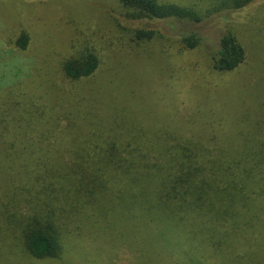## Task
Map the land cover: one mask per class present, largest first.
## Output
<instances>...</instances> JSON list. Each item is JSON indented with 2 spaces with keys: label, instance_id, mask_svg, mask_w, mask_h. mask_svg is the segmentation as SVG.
<instances>
[{
  "label": "trees",
  "instance_id": "trees-1",
  "mask_svg": "<svg viewBox=\"0 0 264 264\" xmlns=\"http://www.w3.org/2000/svg\"><path fill=\"white\" fill-rule=\"evenodd\" d=\"M257 1L246 22H235V12ZM11 3L20 12L3 36L13 49L39 55L33 46L45 23L29 16L38 6ZM73 4L58 23L63 35L77 23L79 38L33 72L44 92L0 75V264H111L104 241L91 242V234L135 243L139 264H264V0ZM144 20L168 22L181 52L204 55L209 32L216 41L205 61L213 73L234 74L249 63L244 35L255 48L238 99L225 100L219 113L210 97L194 111L193 118L217 121L213 129L171 114L178 107L169 84L149 100L166 122L140 119L141 86H152L146 61L152 71H174L181 55L160 30L126 23Z\"/></svg>",
  "mask_w": 264,
  "mask_h": 264
},
{
  "label": "rangeland",
  "instance_id": "rangeland-1",
  "mask_svg": "<svg viewBox=\"0 0 264 264\" xmlns=\"http://www.w3.org/2000/svg\"><path fill=\"white\" fill-rule=\"evenodd\" d=\"M26 1L38 6L37 9H34L33 12L29 14V16L33 18L32 23H35V25L38 23H45L42 27L41 43H37L35 44V46H33H40V48L38 49L39 55L35 53H29L28 51H17V49H13V46L8 43L7 39L10 36H3L2 33H5V30L12 27V25L16 23L17 15L20 12V6L16 7L11 3V0L0 1V75H7L8 84H12L14 81L20 82L19 80H23L25 78V80H28V89L30 93L32 92L38 94L44 92V86L41 83V79H39V77H36L35 74L33 75V72H38L40 70L46 69L45 55L48 57L50 62L53 59H60L62 52L69 50L72 47V40L78 39L81 31L76 28L77 23L74 24L75 27L71 30V32L70 30L67 31L69 35L66 36L67 40L65 41L64 36L67 33L65 35L61 33V31L63 32L65 28L62 27L61 22L60 25L58 23L59 17H62L61 15L70 13L75 9L72 7V5H76L73 4L74 0H48L49 4L44 3H47V0ZM261 2L262 1H257L249 7L243 9L242 11L235 12L232 15L235 22H246L248 16L252 15L256 11V6L260 5ZM118 8L119 7L114 6V8L110 9V11L114 13L116 10H118ZM225 20L226 18H222V21H219L218 24H213L212 26L214 27V31H219L221 29L220 22L223 23V21ZM126 23L137 27H148L160 30L165 35L167 39V41L165 40V42L170 45L171 49L174 52H178V54H181L177 55V57L175 58V72L173 70L171 71V68L169 71H166L164 69H160V67L158 68V70L156 69V71H152L149 68H156V65L151 64L149 60L146 61L145 66L147 67V69H145L144 72L147 76V86H149V84H152V86L150 87L151 90L149 88L145 90V84L144 86H141L142 88L140 90V93L145 96L146 100L141 107L144 108V110L141 109L140 111V119L143 120L147 118L151 119L152 121L161 120L160 122H166L165 117L168 115L163 114L158 108L156 109L155 107L151 106L149 100L153 95L155 97L159 95V90L164 84H169L173 85L171 86V92L173 91V94L177 97L176 99H174V104L177 105L178 109L173 110V113H171V109H169V107H166L165 111L167 113L175 114L174 112L176 111L182 122L189 124L190 127L200 126L201 128L213 129L214 126H217V121L215 122L209 115L198 119L193 118V113L194 111H197V107L200 103H206L207 101L211 100L210 97H213L214 100L219 101V108L221 106V103H224L225 100L228 101L227 104H230L231 102L237 100L238 91L243 92L246 89L247 81L241 80V82H239V80L244 76L245 70L248 68L247 64L250 63V60L252 65H254L257 60V58H252V50L255 48L252 46L249 47L250 41L248 40V38L244 35L245 43L246 46H248L249 51L247 60V62L249 63H247L241 68V70H238L234 74H217L211 71V68L209 66L210 64L205 61L207 59L205 57L207 55H210L209 53L215 48V43L213 42L216 41L215 37L211 36L209 32L205 33L206 38L209 39H207V42L205 43L206 52L203 55V52L200 51H196L197 53L188 50H186L185 52H181L180 50L182 48V45L177 42L172 33H170L169 30L171 29L168 22L144 20L136 22L126 21ZM82 28L86 29L87 26H83ZM35 40L36 38H34V41ZM156 46L158 49L160 48V46ZM11 47L13 50H11ZM141 54L142 55L139 58L145 60L146 55L143 53ZM159 62L160 64H162L160 60ZM167 62L168 60L164 61L165 64H163L162 66H167ZM16 73L21 75L20 79L15 77ZM52 73H54V71H52ZM171 73H173V77L170 76ZM163 74H165V76ZM233 79L237 80L239 85L236 84V86H234V84L232 83V81H234ZM49 84L51 85V83ZM233 89L236 90L234 93ZM196 90L198 91V93L196 92ZM95 91L96 89H94L93 92ZM218 91H228L229 95L228 97H224V95L223 97H217L216 93ZM212 103L213 102H211V104ZM161 104L162 106H164L163 101L161 102ZM171 105L172 104L169 103L168 106ZM222 111L223 107H220L219 113ZM191 120L192 122H190ZM132 233L133 232L130 230V233L128 234ZM91 235H93V237H91V242H93L94 240H97L96 243L104 241L102 248H104V251H110L111 255L113 256L111 264H139L138 261L143 260L142 254L138 252V250L140 249H138L135 243H129L125 237L121 238L119 236H116V234H108V239L105 234L98 237H95V234Z\"/></svg>",
  "mask_w": 264,
  "mask_h": 264
}]
</instances>
